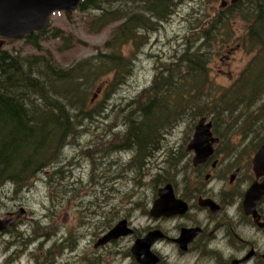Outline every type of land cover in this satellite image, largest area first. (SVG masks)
<instances>
[{"label":"rangeland","instance_id":"rangeland-1","mask_svg":"<svg viewBox=\"0 0 264 264\" xmlns=\"http://www.w3.org/2000/svg\"><path fill=\"white\" fill-rule=\"evenodd\" d=\"M181 1L183 4L176 7L177 11L168 18V21L160 22L156 31L148 32V42L141 47L140 52L132 56L133 69L126 75L125 83L117 84L114 87L116 91L108 96L105 95L104 86H101L104 92L98 90L93 102L105 99L108 106L106 115L97 118L94 125L85 121L80 128L83 132L64 146L60 159L53 167L40 174L32 185L17 193L14 188L5 193L0 190V194H3V201L0 200V218H4L9 212L13 213L8 216L9 218H16L12 227L0 231V264H138L131 247L137 237H144L156 228L161 229L169 238L159 239L152 249L167 257L169 264H218L215 260L219 258L218 256L212 254H210L212 257L205 256L198 248L186 254H178L175 243L171 240L178 237L181 227L192 224L193 220L188 219L189 217L199 216L200 219H204L207 212L203 209L195 205L197 207L191 209L190 216L154 217L150 214L154 200L158 197V188L166 182L174 184L179 197L193 203H196L199 193H206L212 189L216 192L220 189L227 191L222 188L225 187L240 193L230 205L234 219L239 221L237 227L239 234L246 235L263 246V231L253 228L250 223H243V201L240 198L241 191H245L251 185L252 179L247 182L246 179L253 176L252 159L262 145L264 127L261 140L243 141L241 133L234 130L229 133V139L225 140L224 136L214 130V135L220 137V142L215 145V151L221 163L213 170L214 176L208 179L206 175L212 172V169L205 167L198 172V176L193 165L195 153L187 150L195 127L203 116L195 120L187 117L168 126V130L162 133V139H159L160 147L152 149L151 155L146 157L145 164L140 170H136L138 169L136 166L133 171L129 170L135 151L127 147L118 150L119 163L112 159L114 157L118 159L116 157L118 154L115 156L114 152L112 155L108 154L111 156L98 157L99 159L82 155L84 153L82 147L94 143L93 154L104 151L100 149L104 148V145L109 146L107 140L115 133H124L121 119L111 130L109 123L118 120L117 110L126 106L133 97L153 82L155 67L160 60L169 59L177 51H183L191 41H195L201 35L205 25L201 23V19L195 21L196 17L198 18L197 13L201 12V18L206 14L215 16L218 11L229 8L232 3L231 0ZM144 2L145 0L126 1L128 9ZM141 9L142 7L138 13L143 11ZM90 10L94 13L97 9ZM67 14L65 11L53 13L50 22L52 27H62L72 32L82 40V44L77 43L75 46L71 44L63 51L61 39L48 37L41 40V49H36L28 44L25 38H19L4 40L2 48L21 49L23 53L51 52L61 63L72 64L95 51L94 46L102 45L113 27L123 22H113L102 31L93 32L87 28L89 11L83 12L78 8L72 11L71 16ZM244 27L246 24L240 18L232 21L236 38L244 35ZM206 42L201 35L194 48L202 44L201 52L208 58L207 65L213 78L212 88L217 91L230 85L257 53L256 49L249 51L240 41H230L223 45L215 42L212 47L205 46ZM132 49L131 46L124 48L125 54L130 56ZM112 79V75H109L104 81L109 83ZM207 115L208 120L213 121L214 127L212 115L210 113ZM224 117H227V114ZM106 130L112 131L113 135H109L108 139H102L100 134L107 132ZM159 131L156 137L160 135ZM258 136L259 133L255 132L254 137ZM235 145L239 148H235ZM169 156L173 161H177L176 166L169 164ZM238 166L243 167V170L236 183L231 185L229 177ZM54 169H59L60 172L53 173ZM62 170L66 177L59 179L63 174ZM119 171H124L123 175H119L121 173ZM49 173L57 175L58 181L50 182ZM163 173H166L171 181L164 183L160 181L157 185L156 180L162 179ZM133 175H138L137 182L133 181ZM219 175H223L224 180ZM188 182L195 199H188L192 193L187 187ZM22 210L25 211V215L17 216V212L20 213ZM124 218L134 227L135 232L96 246L99 240ZM209 222L205 219L203 224L207 225ZM214 242L215 240L206 247L215 248L216 245H220L213 244ZM238 245L239 248L225 250L228 261L232 256H242L245 253L240 242ZM249 264H264V261L253 260Z\"/></svg>","mask_w":264,"mask_h":264},{"label":"trees","instance_id":"trees-1","mask_svg":"<svg viewBox=\"0 0 264 264\" xmlns=\"http://www.w3.org/2000/svg\"><path fill=\"white\" fill-rule=\"evenodd\" d=\"M126 1L130 0H82L79 9L89 11L87 28L93 32L102 31L113 22H123L113 27L102 45L94 46L95 51L72 64L61 63L51 52L23 53L21 49L0 48V190L3 193L12 188L17 193L32 185L60 159L64 146L83 132L80 128L85 121L94 125L97 118L106 115L105 99L93 102L98 90L102 91L101 86H104L108 96L116 91L117 84L125 83L126 75L133 69L132 56L148 42V32L156 31L160 22L168 21L177 11L176 7L183 4L181 0H145L142 5L128 9ZM140 7L143 11L138 13ZM91 8L97 10L92 13ZM67 13L72 15V12ZM197 14L194 20L201 19L205 25L201 32L207 41L205 46L240 41L249 51H257L249 64L230 85L219 91L213 89L208 58L201 52L202 44L194 48L200 35L183 51L160 60L153 82L117 110L118 120L109 123L110 130L121 119L124 133L113 135L106 130L100 135L102 139L113 135L107 140L109 146L104 145L100 149L104 151L94 154V143L82 147L84 157L99 159L114 152L118 159H112L119 163L118 150L127 147L135 151L129 170L133 171L135 166L140 170L152 149L160 147L159 139L168 126L187 117L195 120L207 113L214 119L213 130L225 140L233 130L241 133L243 141L261 140L264 127V0H238L215 16L206 14L201 18V12ZM236 18L246 24L244 35L237 38L232 28ZM48 37L61 39L63 51L71 44H82L72 32L52 27L51 23L25 36V41L41 49V40ZM128 46L133 48L130 56L124 50ZM109 75L113 79L107 83L104 79ZM158 131L161 133L156 137ZM255 132L259 133L257 138ZM261 141L263 144L264 136ZM235 148H239L238 145ZM169 164L176 166L177 161L170 157ZM59 172V169L53 171ZM60 176L59 179H64L66 174ZM48 180L55 183L58 176L49 173ZM160 181L171 179L163 173L156 184ZM187 187L191 188L189 182Z\"/></svg>","mask_w":264,"mask_h":264},{"label":"water","instance_id":"water-1","mask_svg":"<svg viewBox=\"0 0 264 264\" xmlns=\"http://www.w3.org/2000/svg\"><path fill=\"white\" fill-rule=\"evenodd\" d=\"M238 0H232L236 2ZM82 0H0V48L3 40L18 39L39 31L46 27L56 11L72 12L79 8ZM220 142V137L214 135L213 121L208 120V115L203 116L197 123L193 138L187 146L188 151H194L193 164L195 166L205 163L215 152V145ZM254 169L257 179L250 185L245 193L243 208L245 214L253 215L256 222L260 219L257 204L264 196V178L260 182L259 177L264 175V143L253 157ZM237 172L233 173L235 177ZM202 206H210L216 213L218 205L211 198H201ZM187 201L178 198L171 183L160 187L158 197L155 199L150 214L155 217L183 214L188 210ZM13 213L9 212L4 218H0V231L13 226L16 218H9ZM17 216H24L25 211L17 212ZM200 227L183 228L181 235L176 239L183 250H187L190 243L200 233ZM126 219L120 220L113 226L96 246L104 244L112 239L131 233ZM158 229L150 231L146 236L138 238L132 246V253L141 264H157L160 256L152 251V245L162 236ZM254 252L249 253L243 259H234L231 264H246Z\"/></svg>","mask_w":264,"mask_h":264},{"label":"flooded vegetation","instance_id":"flooded-vegetation-1","mask_svg":"<svg viewBox=\"0 0 264 264\" xmlns=\"http://www.w3.org/2000/svg\"><path fill=\"white\" fill-rule=\"evenodd\" d=\"M220 163H221L220 158L217 157V153L215 151L214 154L211 157H209L205 163L199 164L197 166H195L194 164L193 165H194V168L197 169L195 171H196V174L198 176H199L198 172H201L203 168L210 167L212 169V172H210L206 175V179H208L210 176L211 177L214 176L213 170H216ZM242 170H243V167L238 166L237 169L234 171V172H237L236 176L233 177V174H231V177H229V183L231 185H234L236 183V180L239 177V175L241 174ZM252 170H253V176L246 179V182L249 181L250 179H252L251 184L258 178L257 174H256V170L254 169L253 159H252ZM119 172H121V173H119V175H123V173H124V171H119ZM216 176H217V174H216ZM219 176L221 177V179H223V177H224L223 175H219ZM263 178H264V175H261L259 177V181L261 182L263 180ZM132 179L134 182H137L138 175H133ZM164 182L165 181H162L161 183H164ZM167 183L172 184V186L174 188V192L178 198H181V199L187 201L186 199L179 197L177 195L175 186L172 182H166L165 184L161 185L160 187L165 186ZM159 188H158V190H159ZM222 188L227 189V191H222L220 189L218 192H216L214 189H212V190H208V192H206V193H199L197 195L196 203H193L190 200L187 201L189 207L185 213L175 214V215H182V216H184V215L190 216L191 209L194 207H197V206H198L197 208L200 207L205 212H207L206 217L204 219H200L199 216L196 218L189 217L188 219L193 220L192 224L188 225V226L181 227L178 237L181 235V231L183 228H192V227H200L201 228L200 233L190 243L187 250H183L180 247V244L176 241V239L178 237L171 238V240H173L175 243L174 245L176 246L175 248H176L178 254H180V255L186 254V253L192 252L194 250V248H198V249H200V253H202L205 256L212 257L210 254H212L216 257L218 256L219 258H215V260L218 264H231L232 260H234V259L241 260L245 256H247L249 253L254 252L252 257L246 262V264H249V262H251L253 260H256L258 262L261 260L264 261V243H263V246H260L258 241H255L251 238H248L246 235H240L238 228H237L239 225V221L234 219V217L230 211L231 202L234 201L240 195V193H238V192L236 193V191H232L233 190L232 188L231 189L225 188V187H222ZM247 189L245 191H241L242 192V194H241L242 198H240V197L239 198L242 199V201L244 200L245 193H246ZM190 192H192V193L189 195L188 199H195L196 197L193 198V191L191 188H190ZM201 198H211L212 200H214V202L219 207L218 211L216 213H214V211L211 210L210 206L200 205L199 201ZM263 202H264V196L259 201V203L257 204L258 214L260 216V219L258 220V222L255 221L253 215L245 214V211L243 208V202H242V209H243V213H244L243 223L244 222L250 223L253 228L256 227V228H258L259 231H263V233H264V207H263ZM195 205H197V206H195ZM238 209H240V204L238 206ZM170 216H174V215H170ZM170 216L163 215L162 217H170ZM124 219H126V218H124ZM205 219H208L210 221L207 225L203 224V221ZM127 222H128V220H127ZM128 228H130L132 230V232L129 233L130 235H132L135 232V229L133 226H131L129 224V222H128ZM156 229L160 230L163 234L162 236H160L159 239L169 238L161 229H159V228H156ZM156 229H154V230H156ZM126 235H128V234H126ZM138 238H142V237H137L136 240ZM112 240H114V239H112ZM136 240H135V242H136ZM214 240H215V242L213 244H220V245H216L215 248L212 246H211V248L210 247L207 248L206 245L210 244ZM135 242H134V244H135ZM238 242L241 243V246L244 249L245 253L242 256H239V255L232 256L231 260L228 261V258L225 254V250L228 248H239ZM154 244L152 245V248H153ZM221 247H223V248H221ZM152 251H153V249H152ZM131 252H132V247H131ZM153 252L156 253L155 251H153ZM156 254H158L160 256V261L157 264H166V262L169 264L167 257L163 256L161 254V252H158ZM135 260L138 264H141L136 258H135ZM240 264H243V263H240Z\"/></svg>","mask_w":264,"mask_h":264},{"label":"bare ground","instance_id":"bare-ground-1","mask_svg":"<svg viewBox=\"0 0 264 264\" xmlns=\"http://www.w3.org/2000/svg\"><path fill=\"white\" fill-rule=\"evenodd\" d=\"M10 189V188H9Z\"/></svg>","mask_w":264,"mask_h":264}]
</instances>
